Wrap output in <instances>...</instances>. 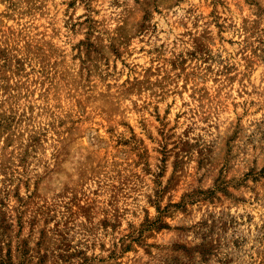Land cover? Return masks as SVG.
Instances as JSON below:
<instances>
[{
    "label": "rangeland",
    "instance_id": "374dc122",
    "mask_svg": "<svg viewBox=\"0 0 264 264\" xmlns=\"http://www.w3.org/2000/svg\"><path fill=\"white\" fill-rule=\"evenodd\" d=\"M0 264H264V0H0Z\"/></svg>",
    "mask_w": 264,
    "mask_h": 264
}]
</instances>
